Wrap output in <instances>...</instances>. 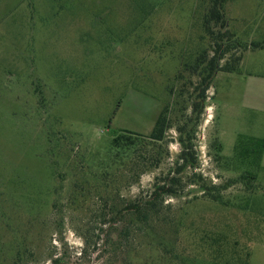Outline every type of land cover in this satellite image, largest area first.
Here are the masks:
<instances>
[{
	"label": "rangeland",
	"instance_id": "rangeland-1",
	"mask_svg": "<svg viewBox=\"0 0 264 264\" xmlns=\"http://www.w3.org/2000/svg\"><path fill=\"white\" fill-rule=\"evenodd\" d=\"M64 2L0 0L2 264H13L17 250L26 251L27 264L57 258L64 264H109L93 251L103 248L108 225L101 219L107 213L108 221L113 204L101 178L120 164L112 140L124 131L147 137L170 105L175 121L159 168L139 178L128 170L119 182L109 178L121 200L148 198L153 185L176 168L181 147L175 127L185 118L174 110L196 96L201 79L187 67L212 50L203 28L209 0ZM223 12L222 31L249 49L236 48L219 63L242 57L239 73L212 78L193 136L200 169L180 174L183 189L164 198L166 217L178 209L190 219L220 216L223 211L189 183L192 174L223 183L236 174L213 160L211 144L220 143V155L230 158L238 137L264 139V48L250 46L264 42V0H224ZM83 180L90 191L74 187ZM96 180L100 185L93 187ZM258 184L264 185V152ZM138 242L127 245L124 263L158 264L160 253ZM249 264H264V239L251 247Z\"/></svg>",
	"mask_w": 264,
	"mask_h": 264
},
{
	"label": "trees",
	"instance_id": "trees-1",
	"mask_svg": "<svg viewBox=\"0 0 264 264\" xmlns=\"http://www.w3.org/2000/svg\"><path fill=\"white\" fill-rule=\"evenodd\" d=\"M128 1L129 4L138 2ZM66 2L67 0L64 2L65 6ZM223 5L224 0H209L203 28L210 39L209 45L212 50L209 54L205 50L196 58L193 65L187 67L191 75L201 77L194 89L196 96H188L187 104L183 101L181 107L174 110L176 115L179 113L185 120L175 127L181 150L172 175L168 174L164 181L154 184L148 198L136 197L128 201L119 198L118 188L114 186V182L110 185L112 180L109 179L117 178L119 182L125 170L133 172L139 178L140 175L159 168L168 154L166 134L175 121V118H170L172 109H169V104L160 112L147 137L124 131L112 140V151L120 158V164L117 169L115 166V169L111 168L112 175L109 172L101 178V182H107L105 198L112 197L110 201L113 204L107 207L110 216L108 221L105 222L107 213H103L101 219V222L108 225L102 230L103 248L93 251L96 256L108 258L109 264H129L124 263L128 256L127 245H137L138 241L160 253L159 260L157 258L158 264H249L251 247L264 239V185L258 184L264 139L238 137L230 158L220 155L222 151L220 143L215 141L211 144L209 151L216 152L213 160L224 164L226 172L236 174L223 183L214 184L200 173L192 174L189 183L197 184L202 197L223 211L220 216L200 215L190 219L184 210L178 209V215L166 217V210L170 207L163 206L165 197L177 196V191L183 189L180 174L186 168L192 171L200 169L195 157L193 136L212 78L218 72L239 73L242 57L241 55L231 57L221 66L220 61L236 48L249 49L247 43L232 41L231 34L222 31L226 27ZM250 46L253 49L264 48V42L251 43ZM178 78L182 79L183 75H178ZM170 94L174 95V88ZM179 94L182 95L181 91ZM187 107L190 114L185 117ZM97 180L94 181L93 187L100 185H97ZM238 185L240 186L236 187ZM80 186L83 190L91 189L89 185H84V180L74 185L75 188ZM232 187L237 189L226 193ZM110 189L114 190V193ZM58 193V189L55 188L54 194ZM52 205L56 207L55 202ZM25 256V250H17L13 256V264H27ZM52 264H64V259H54Z\"/></svg>",
	"mask_w": 264,
	"mask_h": 264
}]
</instances>
